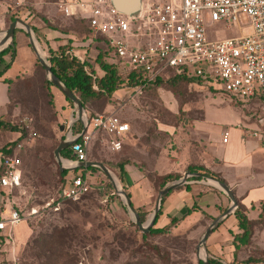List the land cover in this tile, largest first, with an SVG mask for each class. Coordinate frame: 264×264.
Instances as JSON below:
<instances>
[{
  "label": "rangeland",
  "instance_id": "rangeland-1",
  "mask_svg": "<svg viewBox=\"0 0 264 264\" xmlns=\"http://www.w3.org/2000/svg\"><path fill=\"white\" fill-rule=\"evenodd\" d=\"M62 3L58 6L65 16L59 17L62 26L71 27L74 21L87 24L86 19L65 14ZM239 22L246 24L244 15H239ZM86 24L79 30H84ZM205 33L207 39L212 40L232 36L237 31L234 27H225L221 20H207ZM74 35L80 45L83 33L74 31ZM33 37L38 46L40 42L34 33ZM18 45L15 38L13 46ZM93 45L95 50L106 53L97 35ZM44 57L46 59V55ZM44 80H47L44 69L34 57L31 71L13 81L7 113L0 119L23 129L21 145L17 147L18 138L12 137L15 131L0 127V148L16 143L14 153L20 160L22 173L19 188L0 189V212L4 215L9 206L24 214L34 209L32 215L14 226L12 250L10 244L0 242V264H12L13 256L16 264H196L195 247L200 234L194 236L188 230L181 232L175 228H167L163 233L141 232L132 222L120 195L98 167L89 169L90 182L92 186L102 184L101 190L91 188L77 200L61 205L58 211L42 208L44 202L54 200L61 180L53 150L64 123L55 103L54 92L60 91L52 84L47 86ZM118 90L116 96L108 99L83 100L84 111L113 112L126 121L129 128L121 148L115 153L109 152L104 134L94 135L87 158L101 162L112 172L117 188L128 194V198L130 193L125 182H119L115 166L120 158L131 162L150 183L155 203L160 190L158 177L165 170L163 165L171 162L176 147L191 145L190 133L196 127L200 126L198 132L211 138L215 145L219 131L227 127L264 133L261 129H264V114L257 100L237 101L219 90L189 84L175 92L165 84L149 85L136 93L126 86ZM64 101L62 109L76 111L72 103ZM135 211L138 216L142 215L141 222L147 221L145 214ZM141 233L146 234L142 237ZM43 240L47 241L46 245Z\"/></svg>",
  "mask_w": 264,
  "mask_h": 264
},
{
  "label": "built area",
  "instance_id": "built-area-1",
  "mask_svg": "<svg viewBox=\"0 0 264 264\" xmlns=\"http://www.w3.org/2000/svg\"><path fill=\"white\" fill-rule=\"evenodd\" d=\"M61 6L65 14L86 19L91 31L103 38V59L122 72H138L146 83L169 70L183 71L191 79L189 85L216 89L237 101L257 100L264 113V0H138L137 9L129 14L115 8L111 0L70 1ZM240 14L246 18L245 25L239 22ZM207 20H221L237 33L209 40ZM142 87L128 89L136 93ZM82 126V133L64 137L73 156L67 161L78 168L77 173L42 208L55 211L64 200H76L91 188L101 190L102 184L92 186L89 168L74 166L87 160L93 135L104 134L108 148L117 151L129 129L113 112L95 113L89 120L85 116ZM20 185L19 158L13 153L1 155L0 189L11 191ZM33 213V208L24 214L12 206L4 215L0 212V242L10 244L12 250L14 226ZM13 257L11 262L16 264Z\"/></svg>",
  "mask_w": 264,
  "mask_h": 264
},
{
  "label": "crops",
  "instance_id": "crops-1",
  "mask_svg": "<svg viewBox=\"0 0 264 264\" xmlns=\"http://www.w3.org/2000/svg\"><path fill=\"white\" fill-rule=\"evenodd\" d=\"M70 1L83 0H31L28 6L33 14L27 17L26 0H0V32L7 27L14 17L20 16L19 18L23 21L26 19L25 21L28 22L27 24L30 28L31 26L34 28V34L40 42L38 45L39 49L44 56L48 49L55 51L59 46L67 44L74 54L85 58L93 66L96 74L101 75V70L94 62L98 52L93 48L95 39L88 46H84L83 41H81L80 45L82 46H80V40H76L74 32L61 29L63 26L59 17L64 15L58 6L61 2ZM29 9L28 11L30 12ZM40 16L54 25L55 29L48 27ZM15 38L19 41V45L13 46L12 52L7 51L0 54V119L7 113V103L13 81L31 71L35 57L28 44L24 30L19 27L15 28L11 38L13 45ZM9 44L7 41L1 49ZM18 58L19 60L17 61ZM118 91V89L115 90L112 95L116 96ZM54 94L56 107L60 111L59 117L64 119L59 132L60 136L63 135L64 139L66 134L75 136L82 133L84 130L79 120L81 124L80 131L73 133V127L71 130V125L77 121L74 119L76 115L75 109H62L65 105L64 97L62 96L63 98H61L60 92H54ZM199 127H196V130H192L194 134L190 133L193 138V140L189 141L191 145L183 148L176 147L173 150L175 158L173 156L169 164L163 165L165 170L162 175L170 173L177 175L178 178L185 171L189 172V168L196 170L195 172H189L190 174L184 178L181 184L170 189L160 198V214L153 227L175 228L181 232L188 230L194 236H198L202 234L214 218L219 217L226 210L230 204L229 198L217 186L208 182L209 179L206 178L216 179L202 175V171H199L202 168L223 180V183L230 188L236 203L238 202L245 208L244 214L246 218L253 222L249 243L235 247L232 244V236L238 233L239 229L233 215L234 210L223 216L204 241L203 249L207 258L212 259L216 264H254L250 262L251 256H258L264 250V221L262 223L259 222L261 204L264 203V133L257 132L256 135H253L252 131H255L253 129L249 131L243 127H227L219 131L215 145L211 138L204 136L202 132H198ZM261 129L264 130L263 128ZM19 136V131H15L12 135L15 140L18 138V147H20L22 140ZM224 136L225 141L222 140ZM93 138L94 135L89 143ZM123 142L122 140L121 146ZM66 147H69V145ZM15 149L16 147L13 149V154H15ZM108 150L111 153L116 152L109 148ZM60 159L63 169L56 164L59 170L66 171L64 176L65 183L63 184L65 185L77 173V170L76 168L69 170L71 166L68 161L72 160V158L68 159L60 156ZM88 161L95 160L87 158L85 162ZM89 167L92 168L94 166ZM123 168L122 178L127 186V191L130 193L129 200L131 205L140 213L145 214L144 220H146L151 212L152 204H154L153 189L146 178L141 177L139 170L131 162L127 160ZM110 174L113 180H117L112 172ZM171 219L175 221L171 223ZM202 251L201 249L200 254H202ZM258 263L264 264L255 262V264Z\"/></svg>",
  "mask_w": 264,
  "mask_h": 264
},
{
  "label": "trees",
  "instance_id": "trees-1",
  "mask_svg": "<svg viewBox=\"0 0 264 264\" xmlns=\"http://www.w3.org/2000/svg\"><path fill=\"white\" fill-rule=\"evenodd\" d=\"M27 5H26V11L28 15L33 14L32 10L29 9L28 3L31 0H26ZM28 9L31 11V13L28 11ZM41 19L48 25L50 28H54L55 26L50 24L44 17L40 16ZM84 24H86L83 21L76 22L74 21L72 23V26L69 27H62V30H70L72 32L77 31L83 33V45L88 46L93 39H95V36L97 34H94L88 24H86L84 30H79L83 29ZM68 27V28H67ZM31 30L34 33V28L31 26ZM93 35V36H92ZM101 38L102 43L105 46V43L103 41V38L97 35V38ZM13 48V42L11 41V44L7 45L3 49L0 50V54L5 53L7 51L12 52ZM104 51L99 50L97 52V56L94 58V62L97 65V67L101 70V75L96 74L95 70L93 69V66L85 59L77 56L71 51V48L69 45L65 44L62 46H59L55 51L47 50L46 53V60L50 66L51 72L59 79V81L67 88H69L74 94L77 93L76 97L78 100L81 102L82 107H83V100L85 98H98V97H103L108 99L112 93L119 89L121 86H126L127 88H131L137 85L143 84V87L141 88L144 89L149 85H156V84H165L168 88H170L173 92L177 91L179 87L182 85L188 84L189 81L191 80L183 71L179 72H173V70L167 71V74L165 76H159L154 78L153 80L143 83L142 80L139 79L140 74L138 72H119L117 68L110 64L107 63L102 57H103ZM45 84L47 86H51V83L48 80H44ZM64 99L71 103L70 100H68L66 97ZM105 113V112H102ZM86 117L89 120L93 114L88 113L85 111ZM0 127H6L9 128L10 130L14 131H19L20 136H22L23 129L19 127H15L13 125H9L7 123H4L0 121ZM73 127V133H77L81 129V124L77 120L71 125V130ZM63 139V135H61L58 139V142ZM77 141H80V137L76 139ZM13 145V146H12ZM13 143L8 144L7 146H3L0 148V154L1 155H10L13 153L14 149ZM59 155L64 157V158H72L73 156L70 153L69 147H65L59 151ZM126 159H118L115 163V166L118 170V179L119 182L123 181L122 175L124 173V164L126 163ZM91 168V167H88ZM196 170V169H195ZM194 168H189V172H195ZM202 171V175L204 176H211L214 179L218 180L219 182H223L221 178H218L216 175H213L202 168L199 169V171ZM66 174L65 170H58V175L61 177L60 183L58 185V188L56 190V195L54 196V200L57 197V193L59 192V188L65 183L64 176ZM178 176L175 174H166V175H161L158 177L160 180V186L159 189L163 188L168 182L177 179ZM85 193L81 194L78 198H80L82 195ZM128 195V194H127ZM77 198V199H78ZM76 199V200H77ZM75 200H64L60 203L59 207L63 205L64 203H69ZM58 207L57 211L60 209ZM245 208L239 204L238 202L236 203V207L233 211V215L236 219V225L239 229V232L236 234H233L232 236V244L235 247H239L242 245H247L250 241V237L252 235V227H253V222L248 220L244 214ZM160 214V208L157 211L156 217L153 221L152 226L149 227L147 233H163L165 231V227L157 228L153 227L156 219L158 218ZM140 220H142V215L139 214ZM171 223H173L175 220L171 219ZM264 221V203L261 204V213H260V218L259 222L262 223ZM23 222V221H21ZM146 233H141V236L143 237ZM44 244L46 245L47 241L43 240ZM42 241V242H43ZM48 248H44V250H47ZM168 260V258H166ZM207 261L210 264H216L215 261H213L210 258H207ZM250 262L254 263L255 262H261L264 263V250L260 252V255L258 256H251ZM248 263V262H247ZM196 264H203L200 260L196 259ZM260 264V263H258Z\"/></svg>",
  "mask_w": 264,
  "mask_h": 264
},
{
  "label": "water",
  "instance_id": "water-1",
  "mask_svg": "<svg viewBox=\"0 0 264 264\" xmlns=\"http://www.w3.org/2000/svg\"><path fill=\"white\" fill-rule=\"evenodd\" d=\"M111 2L113 3V5L115 6V8H117L119 11L129 14L134 12L137 7H138V0H111ZM21 28L22 30H24L26 36H27V40H28V44L35 56V58L37 59V61L39 62V64L42 66V68L44 69L45 75L47 77V80L55 87L57 88L64 97H66L68 100L71 101V103L73 104V106L76 108V115L74 117V119L79 120L81 123L85 122V114H84V110L82 107L81 102L78 100V98L76 97V95L67 87H65L60 81L59 79L51 72L50 70V66L47 63V60L45 59L44 55L37 50V48L35 47L34 42H36L35 38L33 37V32L30 28V26L24 22L21 18L19 17H14L7 25V27L0 32V49L6 44V42L8 41V43L11 44V38L13 35V30L15 28ZM67 145H69V141L66 139L61 140L57 146L54 148L53 150V156L54 159L56 161V163L58 164V166L62 168V165L60 164V156H59V151L63 148H65ZM89 167V166H94V167H98L108 178L109 182L111 183L113 190L120 195V197L122 196L123 199L121 198L123 204L125 205L126 209L128 210L131 220L132 222L135 224V226L141 231V232H146L148 231L149 227L153 224L154 218L157 214V211L159 209V201L160 198L167 193L170 189L176 187L177 185L181 184L184 181V178L186 176H188L190 173L188 171H185L182 176L172 182H170L168 185L164 186L163 188H161L158 192H157V196H156V200L155 203L153 205V208L151 210V212L148 215L147 221L146 222H141L139 219V216L137 214V212L135 211V209L131 206L129 198L127 197V195L121 190V188L119 187L118 189L115 187L113 181L111 180V177L109 175V171L107 170V168L98 161H88V162H77V164L74 167ZM73 167L69 168V170H71ZM198 175V174H197ZM209 179L211 181H214L217 184V187L229 198L230 200V204L229 206L226 208V210L217 218H214L209 224L208 226L204 229L203 233L201 234L199 241L195 247V256L198 260H200L203 264H210L207 261V256L206 253L203 249V244L205 239L207 238V236L209 235V233L211 232L212 228L215 227V225L218 223V221L225 216L227 213L231 212L232 210L235 209L236 207V201L235 198L230 190V188L223 182H219L217 180H213L211 178H206ZM199 248H201L204 252L203 256H199L198 255V251Z\"/></svg>",
  "mask_w": 264,
  "mask_h": 264
},
{
  "label": "bare ground",
  "instance_id": "bare-ground-1",
  "mask_svg": "<svg viewBox=\"0 0 264 264\" xmlns=\"http://www.w3.org/2000/svg\"><path fill=\"white\" fill-rule=\"evenodd\" d=\"M34 44H35V47L37 48V50L40 52L39 46H37V42H34ZM41 53H42V52H40V54H41ZM109 175H110L111 180L113 181L115 187L117 188V186H116V184H115V182H114V180H113V178H112L110 172H109ZM208 182H210V183H212L213 185L217 186V184H216L214 181L208 180ZM117 189H118V188H117ZM121 198L123 199L122 196H121ZM200 250H201V248H199L198 255L202 257L203 254H204V252H203V254H200Z\"/></svg>",
  "mask_w": 264,
  "mask_h": 264
}]
</instances>
